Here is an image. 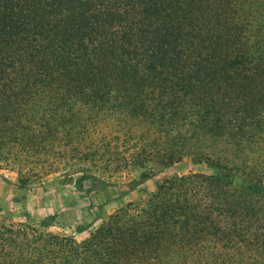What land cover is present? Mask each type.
<instances>
[{
	"label": "trees",
	"instance_id": "16d2710c",
	"mask_svg": "<svg viewBox=\"0 0 264 264\" xmlns=\"http://www.w3.org/2000/svg\"><path fill=\"white\" fill-rule=\"evenodd\" d=\"M224 2L212 31L204 0H0V165L216 168L162 178L80 242L0 221V264H264V45Z\"/></svg>",
	"mask_w": 264,
	"mask_h": 264
},
{
	"label": "rangeland",
	"instance_id": "374dc122",
	"mask_svg": "<svg viewBox=\"0 0 264 264\" xmlns=\"http://www.w3.org/2000/svg\"><path fill=\"white\" fill-rule=\"evenodd\" d=\"M230 2L234 19H240L244 32L251 35L249 49L253 50L254 44L255 47L264 45V0H242V4L241 0ZM206 3L211 10L202 18L199 14L196 22H202L213 31V3L221 5L225 2L204 0ZM258 42L260 45L256 46ZM260 142V151L264 154V132ZM56 154L58 152L34 154L30 160L42 163V160L54 159ZM253 155L249 154V157ZM19 157L25 158L24 155ZM214 164L185 156L180 161L158 167L147 179H141L137 171H107L100 162L84 168H67L51 162L47 165L33 163L22 171L0 165V221L43 222L42 227L47 231L73 236L80 242L119 205L135 201L152 191L162 178L189 173L214 174ZM67 173L81 177L82 185L67 180ZM86 175L97 176V180ZM21 176L26 179L22 181Z\"/></svg>",
	"mask_w": 264,
	"mask_h": 264
}]
</instances>
